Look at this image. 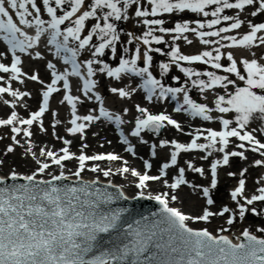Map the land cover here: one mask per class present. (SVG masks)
Instances as JSON below:
<instances>
[{"label":"snow or ice","instance_id":"snow-or-ice-1","mask_svg":"<svg viewBox=\"0 0 264 264\" xmlns=\"http://www.w3.org/2000/svg\"><path fill=\"white\" fill-rule=\"evenodd\" d=\"M54 5V6H53ZM248 6H254L255 10L250 12L252 17L258 14L264 15V0H0V41H3L8 47L0 50V58L11 52L10 66L0 62V73H11V80H17L23 73L20 67L21 57L17 55L28 52L37 45L41 36L45 33L50 34L47 40L48 44L55 45L56 55L64 53L63 60L65 64H71V72L65 70L57 73L56 65L51 61L47 63V68L52 70V81L43 91V102L38 111L31 113L27 119L19 118L16 111H12L6 119H0V126H12L11 131L15 134L21 132L25 137L33 135L30 126L34 122H40L43 130L41 117L48 111L49 98L53 93L59 92L56 87L58 81H63V88L68 90V94L63 97L64 101L72 106L73 127L68 129L70 133H84L88 126L86 123L78 121L92 122L99 120L101 116L112 120L113 116L103 107V100L99 93H95V99L101 102L100 115H76V104L80 100L79 96L70 94L71 86L69 76H77L83 80V94L88 97L89 93L96 87L97 81L92 79L97 73L94 64H103L98 69L100 73H105L109 77L117 80L121 78L122 73H130L136 76L145 77L141 87L148 93L147 99L151 101L154 96L158 99H166L171 94L172 99L177 98V94L183 93V104L177 103L175 112H188L193 117H200L204 121L218 119L222 124V130L207 128L204 130L197 129L189 143H179L176 140L161 141L160 146L164 147L169 143L174 146L170 155V162L162 165L160 175H149L147 172L141 174L135 169L123 167L119 171L129 172L138 177L137 187L141 189L140 195L143 196V189H146L148 181H160L167 175L166 169L177 165L178 156L184 152L193 150L207 151V155L201 159H207L213 154V150L222 154L220 159L211 163V179L209 186L196 185L202 190L203 196L206 197V204L213 205L215 201L211 196V190L217 187L218 168L228 166L230 157H239L247 160L246 151L259 153L264 157V141L257 138V131L264 133V57L260 60L256 58L254 52L252 58L241 57L238 59L234 53L227 52V60L230 64L225 67L222 63L221 48H242L250 50L252 47H264V22L253 23L251 20H242L239 15H221L226 9H237L245 11ZM134 11L138 24L146 26L143 35L136 37L134 33L129 32L127 35L130 39L127 43L138 41L135 48V54L131 59L123 56L119 58L118 67H110L108 63L96 59L97 56H104L105 50L110 49L115 57L118 49L117 44L121 40L120 33L117 29V21H127L130 19L129 10ZM210 9V10H209ZM46 12L50 19L42 18ZM62 12V14H61ZM191 12L200 14L212 19L206 21L207 28L220 25L221 21H231L225 27H220L214 31H198L196 27H190V22L183 17L174 21V26H166L163 14L175 16L177 13ZM95 20L89 26L86 22L91 19ZM65 22H69L67 25ZM194 23L199 29L205 28V22L195 20ZM247 23L249 31L237 38L236 35H226L234 29H240L242 24ZM34 28L35 34L31 35L25 30ZM61 26H64L63 29ZM82 35V33H85ZM173 34V40L181 37L187 43L192 41L184 36V33L193 32L201 38L204 45H219L213 50H205L196 55L183 54L179 45L172 48L168 55L171 56L170 63H161V75L170 71L172 64L179 67V70L188 78L194 86H198L201 93L206 90L223 89L224 94H217L213 101L215 107H209L207 103H197L193 100L188 90L184 87H165L157 79L150 67L153 63V57L150 52H161V48H152L153 42L156 44L164 43L163 35L154 33ZM62 37V40L60 39ZM94 37L98 43H93ZM205 37H218L217 40L205 39ZM228 41L230 43H221ZM74 42L75 46H70ZM149 46L146 50L141 49L140 43ZM94 49L91 52L92 58L84 60L83 66L86 68V77L81 72V63L77 62V56L82 50ZM125 53L129 51L127 47L123 49ZM215 53V55H214ZM37 58H41V53H35ZM142 59L144 67H137V62ZM201 62L211 64L214 69H221L228 74H235L238 81H243V87L237 86L238 81L230 79L229 75H217L213 71L199 72L193 68L182 67L179 62ZM242 65V69L238 67ZM208 79H200L201 76ZM28 79L43 84L39 74H32ZM179 80V76L173 77ZM5 76L0 75V81H4ZM21 83L23 81L21 80ZM232 85L234 90L229 91ZM260 90V92L256 91ZM112 93L120 97H130L131 92L125 88H111ZM136 91L135 88L131 90ZM3 94H9L15 98L29 96L28 92H21L13 89L11 84L0 86V97ZM91 98V97H89ZM206 98V97H205ZM9 104L8 100L3 101ZM14 108L15 102H11ZM187 106V107H185ZM137 111L141 116L135 119V128L132 131L133 136H140L145 130H155L159 132L165 122L174 126L178 131H183L181 124L171 116L160 113L152 114L147 108L136 105ZM127 112V109H124ZM213 113L232 114L230 118L224 116H214ZM115 121L123 123L119 115L115 116ZM235 122V126L234 125ZM256 123L257 127H252ZM20 125V126H17ZM28 126V127H21ZM206 133V135H205ZM206 143H199L201 140ZM231 138H237L240 143L236 147L238 151H228ZM12 140L19 144L16 135ZM127 143V140H125ZM65 145L71 144V141L65 140ZM219 145V147H217ZM247 145V147H246ZM86 148L87 145H83ZM156 145H152L155 149ZM128 151H133L129 146ZM14 151L12 145L7 146L6 153ZM31 152V148L27 149ZM63 154L41 148L40 155L51 159V164L63 168L62 162L77 159L79 169L74 173L79 177L85 169L87 161H116L121 157L113 154L87 155L83 151L77 157L70 152L68 147L60 150ZM153 151V155H155ZM35 158V153H33ZM3 161H0L2 164ZM39 167L31 175L24 176L27 184L5 183V177L0 176V264H264V238H259L248 228L241 233L244 238L239 243L233 241L227 235H213L207 229H194L189 226V221H208L210 217L220 216L231 213L226 220L228 225H232L238 215L244 219L246 214L253 216H264V207L257 208L254 206L259 203L264 205V177L256 183L259 185L255 188L253 194L245 195L246 179L245 174L248 169L240 171L238 186L231 192L230 196L236 204V209L224 205L219 211L213 212L209 208L203 209V214L192 216L185 214L175 207L169 206L168 193L158 194L150 197L159 202L162 206L159 213H152L153 217H158L149 221L147 217L136 220L132 223L122 222L123 209L111 211L104 209L103 205L110 203L114 198L111 193L90 192L89 185L82 187L58 186L54 181L66 179L63 171L59 175L51 176L49 180H37V175L42 174L50 168L47 162L37 160ZM126 164V162H125ZM255 166H264V159H256ZM145 167L150 169L152 165L145 161ZM187 167L200 176L205 175L203 167H196L191 161L187 162ZM92 171H97L93 167ZM111 170L103 172L109 176ZM185 169L179 168V177L175 183L170 185L171 189H178L187 181L184 178ZM228 176H236L235 172H228ZM19 174L13 170L10 177L13 181L18 178ZM167 184V180L164 181ZM123 193H119L122 197ZM177 196L172 195L171 200L175 201ZM220 232L227 229H220ZM259 233H264V227L256 229ZM109 240H105V236ZM239 240L240 237H237Z\"/></svg>","mask_w":264,"mask_h":264},{"label":"bare ground","instance_id":"bare-ground-1","mask_svg":"<svg viewBox=\"0 0 264 264\" xmlns=\"http://www.w3.org/2000/svg\"><path fill=\"white\" fill-rule=\"evenodd\" d=\"M38 3L40 0H38ZM186 17L189 19L190 22L194 23L195 20H199L202 16L201 15H195L190 14L189 12L184 13ZM222 15H230L227 10H225ZM236 17L235 15H231ZM260 14L256 17H251L250 20L253 23H260L263 22V19L260 18ZM240 19L246 21V16H239ZM175 16L170 15L168 19H165L166 26H174ZM208 19H211L210 17H207L204 19L206 22ZM231 23V21H228ZM196 27V26H195ZM198 31H206L204 29H199L198 26L196 27ZM249 31L245 30L243 31L240 36L243 34H246V32ZM29 34L34 35V30H29ZM173 35V34H172ZM235 35V34H234ZM43 37H45V41H47L50 37L49 33L43 34ZM165 42L163 43V53L167 57H171L168 55V53L171 52L172 48L175 47L172 42H167L164 38ZM48 46V45H47ZM49 49L51 48L55 50V47L52 45L48 46ZM51 47V48H50ZM5 46H3V41H0V50H3ZM206 50H213V48H207ZM199 54L198 52L191 51V54L189 55H196ZM259 56L264 57V49H261L257 53ZM215 55V53H214ZM8 56V55H7ZM5 55V58H7ZM250 57H252L250 55ZM238 58V57H236ZM251 59V58H250ZM239 61V59H238ZM223 65L227 67L230 62L226 59H223ZM5 63V62H3ZM9 63V62H8ZM35 62V66L37 68L36 72L39 74L40 79L43 81V84L37 82V81H24L21 83V81L17 80H11L8 76V74L0 73V75L5 76L4 81H0L1 85L8 86V84H11V87L16 90L24 91L30 93L29 96L21 98L17 105L13 108L10 107L9 104H4L3 100L0 101V119H6L9 115H11L12 111H16L18 114V117L21 118V116L25 115L24 117H28V113L33 110V104H35L36 100V93L39 92L41 86L44 85L46 81H48V73L49 71H46L44 69V66H42L40 63ZM239 68L242 69V65L238 63ZM33 67V66H32ZM29 70V69H28ZM32 70V68H31ZM234 74H229L230 79H233ZM109 81H111V78H108ZM98 80V79H96ZM101 88V93L105 96L112 95L113 93L110 91V86H107L106 84H103L102 78H99ZM134 81V80H133ZM180 83L183 86L187 87L189 96L193 99V95L198 94V86H194L191 83V79L187 76H183L180 78ZM114 87L118 85V83H114ZM137 81H134V86H136ZM240 87L245 86L243 81H239L238 85ZM136 91L132 92V100L134 101L133 104H131V113L133 115V118H137L141 116V114L135 109L136 103H139V106H145L152 114H160L165 113L169 116H171L173 119H176L178 123L181 124V127L183 131H178L174 126L168 125L165 123V126L163 130L161 131V134L157 137L151 136L150 134H147L145 137L140 139V137L136 138H130L127 140V143H125V139L121 140L117 137V130L120 125L115 121L113 118L112 120H108L107 118H103V116L100 117L99 120H96L94 124H96V127L87 128L86 136H83V138L76 136L74 134H71L67 132V129L63 127L62 123L60 122V117L58 116L57 120L55 121L54 118L50 117V115H47L48 112H45V114L41 117V121L43 122V130H41L40 122H34L32 126H30V131H32L33 135L31 137H25L23 133L15 134L12 133L11 127L12 126H0V161H3L2 164H0V176L5 177L6 175H9L11 171L15 170L19 175L21 176H27L31 175L33 172L37 170L39 165L37 164V160H40L41 162H47L51 166L49 169L45 170L44 173L38 174L37 178H50L53 175H59L61 171H63L65 177L69 178H82L85 180L93 181V179L99 180L101 182H110L114 183L115 185H118L119 189L122 191L123 194H125L127 197L133 196L134 194H140L141 189L136 186L131 181L132 174H129V172H121L120 169L123 168L121 164H124L125 167H128L131 169H137L140 170V173L147 172L149 175H160V171L162 168V165L164 163L170 162L167 159L166 152L164 151L167 147L170 149H174V146H172L170 143L164 147L160 146V142L167 140L172 141L176 140L179 143H189L192 136L195 135L196 129H200L202 126L210 127V123L207 121H204L200 117H193L190 113L185 112V114H180L172 110L174 99L172 100L171 97H168L161 102V99L156 98L155 96L151 101H147L145 97H147V92L144 89H141L140 86L135 87ZM159 91L157 92V94ZM200 96V94H198ZM112 98V97H111ZM195 100V99H193ZM95 104H97V101H95L93 104H85L88 107L92 106L95 107ZM170 105L171 108L167 107V105ZM209 107H214L213 102H207ZM116 109V108H115ZM95 112L94 115L100 114V111L94 108ZM113 116H115V113L110 112ZM33 112V111H32ZM188 115V116H187ZM20 126V125H17ZM95 126V125H94ZM235 126V123H234ZM21 127H28V126H21ZM252 127H257L256 123L252 124ZM257 135L258 139H261L264 141V133H261L257 131L254 133ZM16 135L17 140H19V144H16L12 140V136ZM232 142L229 145L228 151H238L236 145L240 143V141L237 138H231ZM69 140L71 141V144L65 145L64 141ZM12 145L14 148V151L11 153H6L7 146ZM83 145H87L86 148H83ZM133 146V151H128V146ZM152 145H156L155 149L152 148ZM68 147L70 152L74 153L75 156H79L81 154V151H83L87 155H97L98 153L95 151L102 150L101 153H109L110 152H117L118 156H121L120 160L116 161H109V160H103V161H87L85 165V169L81 172L79 177H76L74 173L79 169V162L77 159L73 158L69 161L62 162L63 168L60 166L51 164V159L46 156L40 155L41 148L47 150H51L58 155H62L63 153L60 151L62 148ZM247 147V145H246ZM31 148V152H28L27 149ZM126 149V150H124ZM153 151H155V155H153ZM33 153H35V158L33 157ZM95 153V154H94ZM207 151H201V150H193L191 152L181 153V156H178L177 158V165H174L170 167L169 169H166L167 175L162 177L160 181H148V187L146 189H143L144 196L146 197H154L158 194L168 193L169 195V206L175 207L184 212L188 215H198L197 209L201 208L200 215H202L204 208H209L211 210V207L213 205H207L206 202L200 201V196L198 192H194V190L189 188V186H209L211 177H205L200 176L199 173L193 172L191 169L187 167V162L191 161L194 166L196 167H203L205 168V165L208 166L207 171L209 172V168L211 166V163L215 161L216 159H220L222 157V154L214 151L211 156H208L207 159H201V157L206 156ZM245 155L247 156V160L241 159L239 157H230V164L228 166H222L220 168H224L225 170L235 171L237 174L236 176H228L227 173H223L222 175L219 174L217 183V187L222 190L223 196L226 194H230V192L227 189H224L225 185L230 184V181H236V185L238 186V181L240 179L239 173L242 169L247 168L248 171L245 174L246 179V192L245 195H251L253 194L255 188L259 185H257V181L261 180L262 177H264V168L263 166H255L254 161L256 159H264V157H261L259 153H252L250 151H246ZM145 161L150 163L152 167L150 169L145 167ZM117 162H120L117 164ZM126 162V164H125ZM210 165V166H209ZM93 167H97V171H92L91 169ZM183 167L185 169L184 178L187 181L186 184H182L178 189H171L170 185L172 183H175L176 179L179 177V168ZM218 168V170L220 169ZM111 170V173L109 176H105L103 174L106 170ZM167 180V184L164 183V181ZM264 183V181H262ZM201 191V190H200ZM232 191V190H231ZM216 189L211 190V196L213 195L214 198H217L218 195H215ZM248 192V193H247ZM175 195L177 196V199L175 201L171 200V196ZM216 196V197H215ZM217 201V200H216ZM224 205L229 206L232 208L233 203L223 201ZM209 206V207H208ZM258 209L261 207H264V205H261L259 203L255 204ZM214 207V206H213ZM212 207V208H213ZM231 214V213H230ZM263 217V216H260ZM264 219V217H263ZM220 216H213L210 217L208 221H189V226L192 228H202L207 229L210 231L213 235L216 234H224L227 235L234 243L238 242L237 237L240 234V232H243L245 228H248L253 234L257 235L258 237L262 236L264 237V233H259L256 231L258 227H264V220L262 222H259L258 225H251L250 223H244L242 225H228L227 223H222ZM219 229H227V231L220 232Z\"/></svg>","mask_w":264,"mask_h":264},{"label":"rangeland","instance_id":"rangeland-1","mask_svg":"<svg viewBox=\"0 0 264 264\" xmlns=\"http://www.w3.org/2000/svg\"><path fill=\"white\" fill-rule=\"evenodd\" d=\"M40 2H42V0H40ZM230 2H234V0H230ZM54 6V5H53ZM210 10V9H209ZM227 12L230 14V15H243V16H246V21L247 20H250V18L252 17L250 15V12L255 10V7L254 6H248L246 8L245 11H240V10H237V9H226ZM190 14H192L191 12H189ZM62 14V12H61ZM194 14V13H193ZM197 15V14H195ZM200 15V14H198ZM222 15V14H221ZM259 15V14H258ZM261 15V14H260ZM129 16H130V19L127 20V21H117L116 24H117V29H118V32L120 33V36H121V40L120 42H118L117 44V49H118V52L116 54V56L114 57L111 53V50L110 49H106L105 50V55L104 56H97L96 59L98 60H101L103 61L104 63H108L110 67H117L119 66V58L121 56H123L124 58L126 59H131V57L135 54V48H136V44L138 43V41H133V43L129 44L127 43V41L130 39V37L127 35V33L129 32H132L135 34L136 37H140L143 35V32L146 31V26L142 25V24H138L137 22V18L134 16V11L132 9L129 10ZM168 17H170V14H163V17L164 19H168ZM180 17H183V19H186L189 21V19L186 17V15L184 13H177L175 15V18H180ZM211 19L212 17L209 16ZM42 18L44 19H50L48 16H47V13L44 12L42 14ZM261 19H263V22H264V15H261L260 16ZM175 19V20H176ZM205 17H201L199 20H201L202 22H205L204 21ZM190 22V21H189ZM66 25L69 23V22H65ZM87 25L89 26L90 28V25L92 23H95V20L94 18L91 19L89 22H86ZM228 24H230L228 21H221V24L220 25H216V26H213L212 29H209L207 28V25H206V22H205V29L206 31H214V30H218L220 27H225L227 26ZM197 27V25L195 23H192L190 22V27ZM62 29L64 26H61ZM248 25L247 23L245 24H242L241 28L240 29H234L232 30L231 32L229 33H226V35H236L237 37H239V35L245 31V30H248ZM25 30H29L26 26H25ZM250 30V29H249ZM86 34L85 33H82V35ZM156 35H163L164 38L166 39V41L169 43V42H172L174 45H179L181 51L183 54H186V55H189L191 54V51H194L195 53L198 52H202V51H205L207 48H216L218 47L219 45H204L203 43H201V38L199 36H197L195 33L193 32H187V33H184L183 35L184 36H187L189 40L192 41L191 44L187 43V41H185L183 39V37H181L180 39L178 40H173L172 38V34H168V33H159V32H156L154 33ZM205 39H212V40H217L219 39L218 37H205ZM61 40H62V37H61ZM165 41V40H164ZM98 39L94 37V40H93V43H98ZM140 43V47L143 50H146L147 47L149 46H145L142 44V42H139ZM221 43H230L228 41H221ZM163 43L161 44H156L155 42L152 43L151 47L152 48H161V52L157 53V52H150L149 54L152 55L153 57V63L150 67V71H152L153 75L159 79L161 81V83L166 87V86H174V87H184L187 89L186 86H183L181 83H180V79L179 80H174L173 77L175 76H179L180 78H182L183 76H185L180 70H179V67H177L175 64H172L171 67H170V71L167 73V74H164V75H161V69L159 67V65L161 63H170L171 62V57H167L164 53H163ZM3 46H5V48H7L8 46L3 42ZM70 46H75V43L72 42L70 43ZM127 47L129 49V51L127 53H125L123 51V49ZM4 48V49H5ZM261 49H264V47H252L250 50H247V49H242V48H221V52L224 53V55L222 56V60H221V63L223 64V59H226L227 57V52L231 51L234 53L235 57H238L237 59H240L241 57H247V58H252L250 57L251 53L254 52L256 54V58L258 60H260L261 56H259L257 53L258 51H260ZM94 49H86V50H82L79 55L77 56V62L78 63H81V72L85 75L86 77V68L83 66V61L86 60V59H90L92 58L91 56V52L93 51ZM39 51L41 53V56H42V59L41 58H37L35 56V53ZM7 58L3 59L4 57L0 58V61L1 62H5V64H8L10 66V61H11V52L8 51L6 54ZM17 55H19L21 57V69H22V72L23 73H27V75H21L19 79H17V81H29L30 79H28V76L32 75V74H38L36 72L37 68L34 67L35 65V62L37 63H40L42 66H44V69L46 71H49L48 73V81H46L44 83L43 86L40 87V89L38 90L39 92L36 93V100H35V104H33V112L34 111H38L39 110V107L41 106L42 102H43V96H42V93L43 91L46 90V86L48 84L51 83L53 77H52V70L51 69H48L47 68V63L49 61H51L53 64L56 65V71L57 73H62L64 72L65 70H67L69 72V69L67 68V66H65L64 64H62L59 60V58L56 56V55H53L49 49L48 46H46V42H45V37H43V35L41 36V40L40 42L34 46L33 49H29L28 52H25V53H20L18 50H17ZM9 62V63H8ZM261 63H264V60H261L260 61ZM36 63V64H37ZM180 66L182 67H189V68H193L195 69L196 71H199L201 73L203 72H206V71H213L215 72L217 75H229L228 73H225L223 71V68L221 69H214L212 67L211 64H203L201 62H186V61H181L179 62ZM33 66V67H32ZM103 64H94L93 67L97 69V73L94 77H92V79H98L96 80L97 81V84H96V87L93 89L92 92L89 93V96L86 97L84 96L83 94V80L80 78V77H77V76H69V83H70V86H71V92L70 94L73 95V96H79L80 97V100L77 102L76 104V115L78 116H85V115H94V108L96 107V109H99L100 110V107H101V102L100 101H97L95 99V93H99V95L101 96L102 100H103V107L106 109V110H109L110 112L112 113H115L116 116L119 115L121 117V120L123 121V123H119L118 125H120V130L123 131V135L125 136V140H128V139H132V138H136V137H140V139H142L143 137H145L147 134H150L151 136H159L161 134V131L163 130L164 126L161 127V130H160V133L159 134H154V133H149L147 132L146 130H143L141 133H140V136H133L131 133L132 131L134 130L135 128V119L136 118H133V115L131 113V104H133V100H132V96L130 95V97H120L118 94H115L113 93L112 95H108V96H105L101 93V86L100 85V80L99 78H102V81H103V84H106L107 86H110V87H114V83H118V85L115 87V88H125V90L131 92L132 94V89L135 88L136 86H134V81H132V79H129L128 77H121L119 80H117L116 78L114 77H109L107 76L106 72L105 73H100L98 71V69L100 67H102ZM144 63L142 61V59L140 61L137 62V67H144ZM239 67V66H238ZM32 68V70H31ZM29 69V70H28ZM9 76V78H11V73H7ZM230 77V76H229ZM108 78H111L112 80L109 81ZM200 79H205L207 80L208 78L206 76H201L199 77ZM191 79H197V77H192ZM233 79L234 80H237L238 81V78L235 76V74L233 75ZM239 82V81H238ZM0 86H4V85H1ZM56 87L60 89L59 92H56V93H53L52 96L49 98V108H48V113L47 115H50V117L54 118L55 121L58 119L57 117L58 116H61L60 118V122L62 123L63 127H65L67 129V132H68V129L73 127V125L71 124V120L73 118L72 116V106L70 104H68L67 101H64L63 103H61V101H63V97L65 94H68V90L64 89L63 88V81H58L57 84H56ZM198 89V94H200V96L198 94L196 95H193V99H195V101L197 103H207V102H213L214 99H215V96L217 94H224V90L223 89H212V90H206L204 93H201L200 90H199V87L197 88ZM21 90V89H20ZM19 90V91H20ZM234 88L232 85L229 86V91H233ZM260 92V90H258ZM21 92H24L23 90ZM264 94V93H262ZM178 98L177 100L180 101V104H183V93H179L178 94ZM91 97V98H89ZM112 97V98H111ZM206 97V98H205ZM21 98H15V97H12L11 95L9 94H3L2 97H0V101H4V100H8L10 103H9V106H11V102H15V105H17V102L20 100ZM95 101H97V104H95V107H88L87 105L88 104H93ZM87 104V105H85ZM136 105H139V103ZM141 107H144L145 106H141ZM167 107L171 108L170 105L168 104ZM187 107V106H185ZM215 107V105H214ZM213 107V108H214ZM116 108V109H115ZM124 109H127V112L124 111ZM136 109V107H135ZM131 110V111H130ZM137 110V109H136ZM32 111H30V113H28V117H30ZM180 114H185V112H182ZM186 115V114H185ZM214 116L218 117V116H224V118H230L232 116V114H220V113H213ZM25 115L21 116V118L23 119H27L24 117ZM95 116V115H94ZM97 116V115H96ZM113 116V115H112ZM188 116V115H187ZM96 121V120H95ZM95 121H92V122H85V121H78V123H86L88 126L85 128V131L84 133H75L74 135L76 136H79L81 138H83V136H86V131H87V128H92V127H96V124H94ZM208 123H210V127H207V126H202L200 128V130H204V129H207V128H212L214 130H222V124L220 123V121L218 119H214L212 121H207ZM166 123V122H165ZM235 123V122H234ZM95 125V126H94ZM234 126V125H233ZM197 130V129H196ZM70 133V132H69ZM196 133V132H195ZM73 134V133H71ZM206 135V133H205ZM232 140V139H231ZM199 143H206L205 140H203V138H201V140L198 141ZM133 147V146H131ZM217 147H219V145H217ZM126 150V149H124ZM174 149H170V148H166L164 151L166 152V156H167V159L166 160H169L170 161V155H171V152L173 151ZM48 151V150H47ZM102 150H99V151H95V153L99 152L98 154H107V153H101ZM94 153V154H95ZM114 153L115 155H117V152H112ZM118 156V155H117ZM181 156V154L179 155ZM121 157V156H119ZM178 161V160H177ZM120 162H117V164H119ZM231 163V162H230ZM123 167H125L124 164H121ZM207 168L208 166L205 165V177H211V172L209 174V172L207 171ZM264 168V166H263ZM136 171H138L136 169ZM140 172V170L138 171ZM228 173V172H235L234 170L233 171H230V170H225L224 168H220L218 170V175L219 174H223V173ZM129 174H131V171H129ZM217 180H218V177H217ZM131 181L133 183H138V177H133V175L131 176ZM219 182V180H218ZM236 181H230V184L228 185H225V187H223L224 189H227L229 192H231V190H233L235 187H236ZM258 187V186H257ZM189 188L193 189L194 192H198L199 193V196H200V201H204L206 202V197L203 196V193H202V190L199 188V187H193L192 185L189 186ZM201 190V191H200ZM248 193V192H247ZM215 195H218L217 198H214V196L212 195V198L213 200L215 201V203L213 204V208L211 207V211L213 212H217L219 211L223 206H224V202L223 201H226L227 202H231L233 203V206H232V209H236V204L235 202L232 201L231 199V196L230 194H226L223 196L222 194V190L219 189V188H216V192H215ZM250 195V194H249ZM216 197V196H215ZM217 200V201H216ZM209 207V206H208ZM210 208V207H209ZM200 210L201 208L197 209L198 211V215L200 214ZM197 215V216H198ZM229 215H231L230 213H227L225 214L224 217H221V222L222 223H226V220L227 218L229 217ZM264 217V216H263ZM263 217H260V216H253L252 214H246L245 218L244 219H240L239 216L237 215L236 216V219L234 221V223L232 224V226L234 227V225H242L244 223H247V224H251V225H258L259 222H262L264 219ZM239 224V225H238ZM220 230V229H219ZM222 233L220 234H216V235H221Z\"/></svg>","mask_w":264,"mask_h":264},{"label":"water","instance_id":"water-1","mask_svg":"<svg viewBox=\"0 0 264 264\" xmlns=\"http://www.w3.org/2000/svg\"><path fill=\"white\" fill-rule=\"evenodd\" d=\"M5 183L8 185L11 184H27L28 182L23 179L22 176H18V178L13 181L9 176L5 177ZM38 180V179H37ZM42 180V179H39ZM49 180V179H44ZM58 186H68V187H82L84 185H89V191L92 193H96L97 190L100 193H111L113 194L114 198L110 203L103 205L104 209L117 211L123 209L124 212L122 214V222L132 223L136 220H141L143 223L144 221L142 218L147 217L149 221H153L158 217H153L152 213H159L160 208L162 207L158 201L155 199H150L147 197L141 196H134V198H127L125 196L119 197L120 190L117 189L116 186H112L110 183L100 182L97 180H93L92 182L82 180V179H62L60 181H54ZM3 186V185H0ZM241 242L244 238L239 235ZM105 240H109V236H105Z\"/></svg>","mask_w":264,"mask_h":264}]
</instances>
